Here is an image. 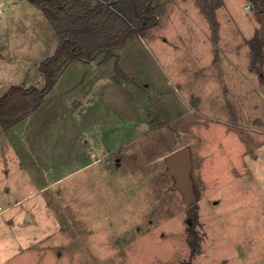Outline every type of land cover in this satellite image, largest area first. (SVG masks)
<instances>
[{
  "label": "rangeland",
  "instance_id": "1",
  "mask_svg": "<svg viewBox=\"0 0 264 264\" xmlns=\"http://www.w3.org/2000/svg\"><path fill=\"white\" fill-rule=\"evenodd\" d=\"M15 1L26 18L0 0V95L42 87L39 64L59 43L44 13ZM154 3L149 30L117 5L137 29L119 57L74 61L36 112L0 126V264H264L260 11L249 0ZM16 26L37 35L7 42ZM183 146L192 224L165 173Z\"/></svg>",
  "mask_w": 264,
  "mask_h": 264
},
{
  "label": "trees",
  "instance_id": "2",
  "mask_svg": "<svg viewBox=\"0 0 264 264\" xmlns=\"http://www.w3.org/2000/svg\"><path fill=\"white\" fill-rule=\"evenodd\" d=\"M43 11L59 37L55 52L43 59L39 70L44 76L42 87L12 85L0 96V126L9 129L36 112L45 97L55 88L68 66L78 60L91 61L103 56V60L118 58V50L137 35V29L127 23L116 6L125 15L133 17L142 30H149L159 23L154 0H28ZM257 10L264 11V0H250ZM206 5L209 0H205ZM219 4L220 1L218 2ZM204 10V9H203ZM211 21L214 14L205 11ZM260 34V33H259ZM263 39L256 36L251 42L254 58L261 55ZM118 71V65H116ZM189 245L194 257L200 248L193 226H189ZM186 264H191L187 262Z\"/></svg>",
  "mask_w": 264,
  "mask_h": 264
},
{
  "label": "water",
  "instance_id": "3",
  "mask_svg": "<svg viewBox=\"0 0 264 264\" xmlns=\"http://www.w3.org/2000/svg\"><path fill=\"white\" fill-rule=\"evenodd\" d=\"M257 19L261 24L260 37L264 36V11L257 14ZM142 129L147 127V123H142ZM167 169L165 173L171 175L175 179L173 188H178L183 193V199L188 205L190 217L188 222L192 224V204L194 202V185L191 177L193 161L191 157V149L189 146L180 147L166 156Z\"/></svg>",
  "mask_w": 264,
  "mask_h": 264
},
{
  "label": "crops",
  "instance_id": "4",
  "mask_svg": "<svg viewBox=\"0 0 264 264\" xmlns=\"http://www.w3.org/2000/svg\"><path fill=\"white\" fill-rule=\"evenodd\" d=\"M23 2V1H25V0H19V2ZM250 1V0H249ZM251 2V1H250ZM9 3H10V6H11V9L12 10H14V14H15V16H17V17H19V18H26L27 16H24V14L21 12V10H18V5H16L17 4V1H15V0H9ZM252 3V2H251ZM4 3H3V1L1 2V5H3ZM33 7H35L36 9H38L39 11H41V13H43V11L41 10V9H39L36 5H34V4H32V3H30ZM258 14V13H257ZM257 14H256V18H257ZM27 15L28 16H32V15H34V14H30V13H27ZM257 21H258V23L260 24V22H259V20L257 19ZM260 26H261V24H260ZM37 35V33L33 30V29H31V28H26V30H24V31H19L18 30V27L16 26V28L14 27V29L11 31V32H7V37H6V41L8 42L9 41V39L8 38H12V39H14L15 40V42H17V43H23V42H26V40H27V38L28 37H35ZM58 36V35H57ZM59 38V37H58ZM19 39V41H17ZM35 42L37 41V40H34ZM46 58V57H45ZM44 58V59H45ZM80 61H82V60H80ZM74 62H72L69 66H68V68L73 64ZM67 68V69H68ZM66 69V70H67ZM6 92V91H5ZM4 93V92H3ZM2 93V94H3ZM1 94V95H2ZM0 95V96H1ZM16 126V125H15Z\"/></svg>",
  "mask_w": 264,
  "mask_h": 264
}]
</instances>
